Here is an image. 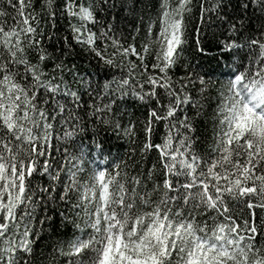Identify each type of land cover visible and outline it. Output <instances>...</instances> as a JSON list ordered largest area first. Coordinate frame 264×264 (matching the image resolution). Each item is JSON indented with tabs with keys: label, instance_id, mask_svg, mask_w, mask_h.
I'll return each mask as SVG.
<instances>
[{
	"label": "snow or ice",
	"instance_id": "obj_1",
	"mask_svg": "<svg viewBox=\"0 0 264 264\" xmlns=\"http://www.w3.org/2000/svg\"><path fill=\"white\" fill-rule=\"evenodd\" d=\"M0 264H264V0H0Z\"/></svg>",
	"mask_w": 264,
	"mask_h": 264
},
{
	"label": "trees",
	"instance_id": "obj_2",
	"mask_svg": "<svg viewBox=\"0 0 264 264\" xmlns=\"http://www.w3.org/2000/svg\"><path fill=\"white\" fill-rule=\"evenodd\" d=\"M57 27L60 29V35H64L67 32V22L64 19H59L57 21ZM43 29V25H42ZM70 34V33H69ZM45 40L47 42V38L45 37ZM137 45H139L140 41L137 39L136 41ZM59 47V45H57ZM186 51L184 53L185 57L193 63V65L196 64H202L205 68H215L216 61L213 59V57L216 55L215 50L207 51L206 54H202L199 51H197L194 44L185 45ZM87 54H84V56H75V57H68V63L70 65L75 64L77 65L81 72H85L90 70L91 66L88 62ZM133 60H135V57H132ZM94 63V61H93ZM221 69H217L216 76L219 77V72ZM182 74V69L180 72L177 73V75ZM228 77H222V79H227ZM212 107L208 108L206 111V114L197 116L195 111L191 109V106H189V110L187 112V115L189 117H192L194 120L195 128H196V135L199 137L202 141H210L212 138V120H211V111L212 108L215 107V102H210ZM129 111H135L134 108H130ZM142 111V109H141ZM136 116H140V112H136ZM135 119V117H134ZM142 120L143 118L140 117ZM162 127V126H161ZM114 143H120L121 145L124 144L123 141L121 142H114ZM206 146V144L204 145ZM124 148L121 147L119 149H113V151H123ZM57 224H59V218H57ZM43 239L39 241V247L38 251H43L45 254L52 252V245L59 239L61 241H65L68 239H71V227L69 226L68 233L65 234V230L62 227H58L55 232H50L48 229V226L45 225V232L42 234Z\"/></svg>",
	"mask_w": 264,
	"mask_h": 264
}]
</instances>
